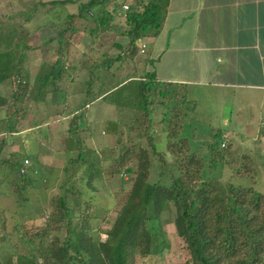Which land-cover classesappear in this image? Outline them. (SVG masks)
<instances>
[{"label": "rangeland", "instance_id": "rangeland-1", "mask_svg": "<svg viewBox=\"0 0 264 264\" xmlns=\"http://www.w3.org/2000/svg\"><path fill=\"white\" fill-rule=\"evenodd\" d=\"M21 9L23 6L19 0H0V22L15 30V42L32 47V50L23 52V67L26 73L24 81L27 87L22 102L17 103L18 109H21L19 120L16 123L6 121L5 110L0 107V142L4 141L0 161L19 157L24 168H28L26 179L30 183L24 191L27 200L17 206L10 186L0 175V262L6 264L9 258L10 264H14L17 256H25L36 264H56L44 254L43 245L35 237L49 220L51 201L56 197L65 196L67 206L72 211V229H79L80 217L87 214L88 218L84 219L89 225L88 236L104 240V232L110 228L115 213L125 198L132 171L136 167L133 157L120 165L119 158L123 153L121 146L133 143L135 153L139 148L148 151L150 149L146 139L140 138L143 131L135 127L142 121L137 108H125L121 114L105 103L110 98L109 93L104 95L103 101L95 100L86 107H83V102L70 103L71 101L64 99L61 94L64 88H72L69 84L74 78H97L103 81L93 85L94 93H97L100 87L110 89L130 76L134 78L127 79L128 83L119 92L132 97L136 94L137 87L135 82L130 80H139L138 68L133 69L128 65L109 66L104 69L102 66L90 65L88 76L79 66L72 70L74 65L68 58L65 60L66 69L61 78L56 79L52 86L40 90V82L35 80L36 75L43 73L47 64L56 59L57 46L55 41L53 44L47 41L43 46L38 44V25H50L49 20H26L19 15ZM101 17L99 14L98 18ZM58 23L62 25L63 20ZM51 36L53 33L48 30L46 37ZM64 52L66 53H61L66 58L68 55ZM137 58L134 55V60ZM76 87L77 85L73 89ZM81 88L84 90L85 84H79L78 89ZM10 90L9 85H0V97L6 98ZM159 92L163 95L160 96ZM145 94L149 96L146 116L151 119L148 133L151 135V143L156 147L155 150L166 152V134L173 130L178 131L179 137L189 140L191 150L203 157L204 169L218 177L222 188L229 182L235 187L251 188L264 195V129L255 130L252 123H248L246 129L245 126H237L236 121L229 125V115L230 118L232 115L229 112L232 102L229 92L184 89L181 96L192 102L193 110L190 104L182 103L180 89H171L169 93H166L164 88L157 91L150 89ZM115 97L118 98L119 95ZM79 107H82V112L103 122L94 124L92 129L87 128L82 120L77 122V128L81 130L79 137L84 148L81 152L84 164H71L68 172L72 176L66 178L63 174L65 162L69 159L75 160L78 154L71 150L75 144L74 141L68 140L67 129L71 118L78 113L74 111H78ZM244 113L243 109V115L239 116L241 120L245 117ZM229 129H233L234 134L223 138ZM215 130L220 132L217 146L224 151L225 156L222 163L216 160L215 168L210 170L206 144L211 142ZM22 154L25 155L24 158L20 157ZM164 157L168 164L167 170L160 168V161L156 156L150 157L147 178L149 184L168 186L171 178L178 175L177 168L172 165L173 158ZM70 188L71 191L66 193L65 190ZM173 216V211L164 207L158 221L152 223L156 236L153 243L150 242L149 251L153 244L162 241L166 246L161 252L141 259L134 257L132 264H184L187 261V252L173 231ZM147 230L152 234L149 227ZM55 235L60 243L65 240L63 231ZM68 252L73 253L71 250Z\"/></svg>", "mask_w": 264, "mask_h": 264}, {"label": "trees", "instance_id": "trees-1", "mask_svg": "<svg viewBox=\"0 0 264 264\" xmlns=\"http://www.w3.org/2000/svg\"><path fill=\"white\" fill-rule=\"evenodd\" d=\"M108 3H110L109 0H88L79 3L76 14L69 15L63 20L53 39L57 46L56 59L48 63L46 70L35 78L40 82V90L43 91L46 86H52L56 79L61 78L67 61L61 52L66 51L64 53L68 54L69 43L80 31V27L90 30L91 24L102 23L103 19L98 18V15L103 12L102 9ZM165 3L166 0H136L133 8L125 12L123 33L127 44L124 46L125 50H121V54L130 53L129 51L135 47L140 37L157 34L162 24ZM121 5H115L113 10L119 9ZM15 38V30L0 22V85L7 84L11 87L6 98L0 97V107L5 110V120L16 123L19 120V112L21 115V109H18L17 103L22 102L27 87L24 81L26 73L23 67V52L32 50V47L15 42ZM108 65L109 63L103 65L104 69L109 67ZM74 67L72 66V70ZM127 77L125 78L130 79ZM96 79L89 78L85 82L83 107L108 90L100 87L99 91L94 93L92 87ZM130 81L135 82L137 87L134 96L130 97L119 92L128 82L120 87H117V84V88L109 92L110 98L106 100V103L115 109L137 108L142 121L135 127L143 131L140 138L146 139L150 151L139 148L135 153L133 143L121 146L123 153L119 158L120 165L133 157L136 167L132 171L131 183L125 198L117 209L110 228L104 232V240L100 241L88 236L89 225L84 219V217L88 218L87 214L80 217L79 229H72L73 216L67 206V198L64 196L53 199L47 224L39 230L38 234H35L43 245L44 254L56 264L69 262L132 264L134 257L141 259L159 254L166 246L162 241L159 244H153L149 251L150 242L153 243V238L156 236L152 223L157 222L164 207H168L174 214L172 219L174 234L188 255L184 264H264V195L251 188L235 187L229 182H226L225 187L222 188L218 177L204 169L203 157L191 150L189 140L179 137L178 131L173 130L166 134V152H156L150 140L151 135L148 133L151 119L146 116L149 96L145 93L150 89L157 91L160 88H164L166 93H169L170 85L156 83L147 74L145 78ZM158 94L163 95L162 92ZM117 95H119L118 98L115 97ZM180 97L182 103L190 104L193 110L192 102L181 96V90ZM81 112L82 110L73 116L68 124V140L74 141L75 144L71 150L78 154L75 160L69 159L65 162L63 174L66 178L72 176L71 173L69 174L71 164L76 162L84 164L81 154L84 148L80 144L79 137L81 130L77 128V122L83 118ZM219 136L220 132L215 131L211 142L206 144L210 170L215 168L216 160L222 163L225 156L224 151L217 146ZM2 141L0 153L4 145ZM129 145L132 147L128 149ZM152 155L159 159L160 168H166V170L168 164L164 156L173 158L172 165L177 168L178 175L171 178L168 186L147 182ZM21 156L25 157L24 154ZM18 158L9 157L0 161V175L10 186L17 206L27 200L24 191L30 183L26 179L28 168H24ZM68 191H71V188L65 190L66 193ZM147 227L152 234L147 232ZM59 231L65 233V240L61 243L55 235ZM68 250L73 253L69 254ZM10 262L7 258L6 264ZM0 264L3 263L0 262ZM14 264L36 263L31 258L17 256Z\"/></svg>", "mask_w": 264, "mask_h": 264}, {"label": "crops", "instance_id": "crops-1", "mask_svg": "<svg viewBox=\"0 0 264 264\" xmlns=\"http://www.w3.org/2000/svg\"><path fill=\"white\" fill-rule=\"evenodd\" d=\"M19 1L23 6L20 16L26 20L46 18L50 22V25H38L37 37L41 46L47 41L53 44V37L61 26L58 22L76 14L78 4L88 0ZM109 1L102 9V23L91 24L90 30L80 27L73 36L66 57L72 65L81 67L88 76L90 65H129L138 68L137 79L145 78L147 74L156 83L170 85V90L195 88L229 92L232 100L229 125L236 121L237 126L246 129L248 123H252L255 130L264 129V0H166L157 34L139 38L145 44L144 51L139 52L136 41L131 53L123 54L120 52L127 44L123 33L124 14L133 8L136 0ZM119 4L121 7L113 10ZM123 5L128 9L123 10ZM48 30L53 33L50 38L46 37ZM134 55L138 57L135 60ZM88 79L74 78L69 84L72 88L63 89V98L80 104L85 98V89H78V86ZM117 87L108 89L96 101H103L104 95ZM243 109L245 117L241 120L239 116L243 115ZM115 110L123 114V109ZM81 114L80 121H84L87 128L92 129L94 124L103 122L84 111ZM232 130H227L223 138L234 134Z\"/></svg>", "mask_w": 264, "mask_h": 264}, {"label": "built area", "instance_id": "built-area-1", "mask_svg": "<svg viewBox=\"0 0 264 264\" xmlns=\"http://www.w3.org/2000/svg\"><path fill=\"white\" fill-rule=\"evenodd\" d=\"M122 9L127 10L128 8H127V6L123 5ZM137 44H138L139 52L142 53L145 49V44L140 39L137 40ZM24 164H26L25 161H24Z\"/></svg>", "mask_w": 264, "mask_h": 264}]
</instances>
